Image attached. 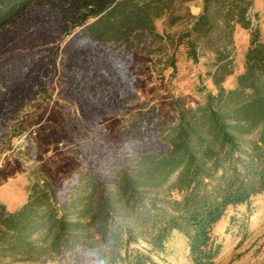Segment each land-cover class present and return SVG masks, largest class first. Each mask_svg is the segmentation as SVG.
<instances>
[{"label": "trees", "instance_id": "obj_1", "mask_svg": "<svg viewBox=\"0 0 264 264\" xmlns=\"http://www.w3.org/2000/svg\"><path fill=\"white\" fill-rule=\"evenodd\" d=\"M183 2L0 0V32L26 16L36 20L37 35L24 38L26 51L15 56L34 53L30 38L52 37L55 26L57 42L79 29L64 47L63 82L85 123L96 122L107 111L119 112L134 96L121 57L142 46L156 61L155 71L174 68L180 50L193 62L210 52L216 88L201 104L179 110L175 122L158 119L152 108L137 112L125 134L136 142L155 137L162 149L135 154L128 170L115 172L109 189L90 170L78 173V184L62 206L45 178L27 186L26 200L15 211L0 202V260L46 264L78 247L99 255L108 244L124 247L138 240L159 253L176 232L187 241L190 264H214L220 251L215 236L219 223L229 210L248 209L264 194V41L252 26L251 1L201 0L200 13L186 14L181 29L158 33L159 20L169 28L184 21L178 14ZM42 17L50 24L45 31ZM237 27L250 31L251 38L243 71L226 89ZM30 67L22 63L13 68L23 78L11 73L4 78L9 93L0 98V109L26 95L50 68L43 63L30 72ZM148 259L126 253L111 264H145Z\"/></svg>", "mask_w": 264, "mask_h": 264}, {"label": "rangeland", "instance_id": "obj_2", "mask_svg": "<svg viewBox=\"0 0 264 264\" xmlns=\"http://www.w3.org/2000/svg\"><path fill=\"white\" fill-rule=\"evenodd\" d=\"M250 1L252 26L264 41V0ZM200 6L199 0H184L178 10L184 21L169 28L159 20L157 32L178 31L187 23L186 14L195 16L194 12ZM27 17L30 19V16L21 18L0 32V51H7L0 54V98L9 93L6 76L10 73L16 79L26 76L13 73L16 66L28 64L32 66L30 72L43 63L50 68L46 67L47 71L39 75L26 95L19 94L0 109V202L10 212L25 202L27 186L39 178L49 181L61 206L66 204L70 188L78 184V173L96 172L102 188L109 189L115 182V172L128 170L135 154L162 149L155 137L147 142H136L125 134L137 112L152 108L158 119L175 122L179 110L201 104L216 90L211 80L214 56L210 52L193 62L180 50L174 68L155 71L156 61L146 54V46H142L121 57L126 75L132 82L134 98L126 100L119 112L107 111L96 122L85 123L80 117L77 101L64 92L63 82L64 47L79 29L57 42L54 35L58 34V27L55 26L50 29L54 33L52 37L45 40L30 38L34 53L15 56L26 51L24 44L29 36L37 35L36 20L30 22ZM42 18L41 21L46 23L42 26L45 31L50 24ZM250 38V31L236 28L233 74L223 82L226 89L233 87L236 76L243 71ZM14 42L19 46L13 49ZM19 131L23 134L14 136ZM215 236L220 251L214 264H264V194L257 196L248 209L229 210L216 228ZM108 245L109 249L103 248L99 255L78 247L72 253L66 251L64 255L48 259L46 264H111L126 253L147 255L149 259L145 264H190L187 241L176 232L159 253L150 252L142 240L132 241L124 247ZM0 264L31 263L6 258L1 259Z\"/></svg>", "mask_w": 264, "mask_h": 264}, {"label": "crops", "instance_id": "obj_3", "mask_svg": "<svg viewBox=\"0 0 264 264\" xmlns=\"http://www.w3.org/2000/svg\"><path fill=\"white\" fill-rule=\"evenodd\" d=\"M199 1H200V4H201V0H199ZM200 11H201V6H200V8L198 10L196 9V11L194 12V15L196 16L197 14L200 13ZM25 200H26V198H25Z\"/></svg>", "mask_w": 264, "mask_h": 264}, {"label": "built area", "instance_id": "obj_4", "mask_svg": "<svg viewBox=\"0 0 264 264\" xmlns=\"http://www.w3.org/2000/svg\"><path fill=\"white\" fill-rule=\"evenodd\" d=\"M195 74L194 73H192V76H194Z\"/></svg>", "mask_w": 264, "mask_h": 264}]
</instances>
